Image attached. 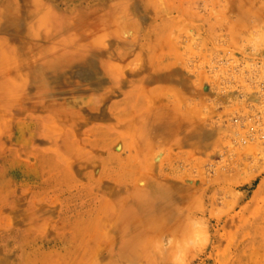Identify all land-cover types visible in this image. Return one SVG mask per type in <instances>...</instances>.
Segmentation results:
<instances>
[{
	"label": "rangeland",
	"instance_id": "obj_1",
	"mask_svg": "<svg viewBox=\"0 0 264 264\" xmlns=\"http://www.w3.org/2000/svg\"><path fill=\"white\" fill-rule=\"evenodd\" d=\"M0 264H264V0H0Z\"/></svg>",
	"mask_w": 264,
	"mask_h": 264
},
{
	"label": "bare ground",
	"instance_id": "obj_2",
	"mask_svg": "<svg viewBox=\"0 0 264 264\" xmlns=\"http://www.w3.org/2000/svg\"><path fill=\"white\" fill-rule=\"evenodd\" d=\"M125 133V132H124ZM123 134V133H122ZM138 248V247H137Z\"/></svg>",
	"mask_w": 264,
	"mask_h": 264
}]
</instances>
